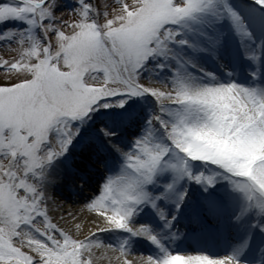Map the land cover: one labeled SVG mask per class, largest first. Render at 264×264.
<instances>
[{
  "label": "snow or ice",
  "instance_id": "snow-or-ice-1",
  "mask_svg": "<svg viewBox=\"0 0 264 264\" xmlns=\"http://www.w3.org/2000/svg\"><path fill=\"white\" fill-rule=\"evenodd\" d=\"M62 2L0 0V46L14 53L0 59V264H96L94 249L119 253L118 264H244L249 251L260 253L249 264H264V0H74L58 16ZM232 36L254 66L250 84L193 58L219 63ZM148 97L145 117L130 101ZM94 115L106 123L93 128ZM107 149L114 160L84 204L95 231L80 238L52 222L49 190ZM167 205L193 226L233 209L236 223L253 218L259 242L250 232L226 253L176 251L187 237ZM145 210L161 232L136 222ZM133 238L155 251L129 260Z\"/></svg>",
  "mask_w": 264,
  "mask_h": 264
},
{
  "label": "bare ground",
  "instance_id": "bare-ground-1",
  "mask_svg": "<svg viewBox=\"0 0 264 264\" xmlns=\"http://www.w3.org/2000/svg\"><path fill=\"white\" fill-rule=\"evenodd\" d=\"M236 38L234 36L230 37L229 40L226 43V47L221 50L220 52V61L219 63L217 60L213 59L215 62H217V65H220L221 63L224 64V68L214 66L208 59L204 57L203 54L195 55L193 58L197 62L198 66L201 68L204 66V70L206 72H214L217 75H219L221 78L226 77V72H230V64L235 60L236 55V49L232 43L233 40ZM227 50V51H226ZM229 50V51H228ZM229 52V55H228ZM247 64L249 67H251L252 70H254V66L251 65L249 61H247ZM241 68V67H240ZM251 70V71H252ZM189 71L198 72L197 68H190ZM202 75V73H199ZM137 103H144L146 108H148V112L146 113V116L149 114V109L152 108L154 105V101L151 97L145 98V99H136L135 102H130L136 105ZM141 108L143 115L145 114L142 107ZM93 128H98L101 125H104L106 123V120L102 118L101 116H93V121L89 122ZM138 134V129L136 128H128L125 129L120 133V135L115 139H122L123 137H128L132 135ZM107 160L111 161L114 160V156L111 153V149H107L106 153L104 155H100L96 157V163L98 165H92V167H86L84 163H81L80 161H77L75 163V167L78 169L76 173L72 172H66L63 179L58 180L55 184L52 185L51 189L49 190V201H48V207H49V216L50 218L54 219L53 223L57 225H64L68 226L71 230H76L73 220L78 219L84 226L83 235H86L88 233V228L90 226H93V223L96 219L95 214L88 212L84 204L91 199L94 195H98L99 193V186L104 182V178L106 175V170L102 165L106 163ZM67 159V157H66ZM72 159V158H71ZM67 159V160H71ZM89 157H84V160L87 161ZM100 170H99V168ZM115 167L111 168V171L113 172ZM80 170H85L93 174L92 182L86 181V177H84L83 173L80 172ZM97 186V188H95ZM232 209H227L226 212L232 213ZM137 223H149L146 219H144L142 216L136 217ZM249 222L253 223V218L249 217ZM213 224L218 230H216L215 233H213L218 238V242L223 240V236L225 235V222L223 219L219 218L218 220L213 221ZM245 224L247 226V221H245ZM212 225V224H211ZM248 223V226H251ZM138 227L139 225H135ZM188 226H191L187 223H182V228L186 229ZM152 227V226H151ZM210 231H211V226ZM258 231V229H255ZM95 231V230H94ZM259 234V231H258ZM82 238V235H81ZM105 238L111 242V238L109 234L105 235ZM257 239L260 238V235L256 237ZM243 239V237H242ZM140 241L139 243L137 241ZM227 245V244H226ZM197 248L198 250L206 251V252H212L214 254H220V253H226L231 250V247L221 248L219 252L210 250L209 248H205L202 244H193L189 239H185L183 241L176 242V245H174V250L176 251H191L192 248ZM132 249L134 253H130L127 257L129 260L137 261L141 254H152L150 249L148 248L146 242L144 240H141L140 238H133L132 239ZM111 252L110 255H107V258H109L107 261L109 264H118L117 256H119V253L113 252L111 250H108V252ZM241 259L244 261V264H249V262L253 261L254 259L258 261L260 258L257 255H245L242 256Z\"/></svg>",
  "mask_w": 264,
  "mask_h": 264
},
{
  "label": "rangeland",
  "instance_id": "rangeland-1",
  "mask_svg": "<svg viewBox=\"0 0 264 264\" xmlns=\"http://www.w3.org/2000/svg\"><path fill=\"white\" fill-rule=\"evenodd\" d=\"M102 2V0H101ZM74 3V0H63L61 6L58 7L57 9V15L59 16L60 15V12H68V11H71V6L73 5ZM233 45L236 46L235 48L236 49H239L240 50V46H239V43L237 41V39L234 41H232ZM227 51V50H226ZM229 51V50H228ZM12 55H14V53H11L8 51V47L6 45H2L0 46V59H11ZM191 55V54H190ZM204 57L206 59H208L212 64H214V66H218L220 67V65H217L218 63L215 62L213 60V58L211 57V55H208V54H203ZM228 55H229V52H228ZM245 60V62H243ZM237 61H240V62H243V63H246V68H245V71L243 72L241 69H240V66L239 64H237V62H231L230 64V72L233 73V79L238 82V83H241V84H250L251 83V77L249 76V72L251 71V67L249 68V66H247V60L243 57V56H237ZM236 64V65H235ZM205 66V65H204ZM204 66H202L201 68L205 69ZM194 74H199V73H195L193 71H190ZM167 73V74H170L169 73V70L168 69H165L164 70V73H161V77L160 78H163V75ZM0 75H2V73H0ZM200 75V74H199ZM154 86L156 87H164L163 85L159 84V83H156ZM132 102V101H130ZM135 102V101H133ZM134 106H141L143 111H144V116H146V113L148 112V108H146L145 104L144 103H137L136 102V105L134 104ZM94 116H98V115H94ZM104 118V117H102ZM105 119V118H104ZM79 141L77 142H74V143H78ZM71 151H73L72 149H70ZM75 153V152H74ZM95 165V164H94ZM96 165H98L96 163ZM99 168V167H98ZM100 170V168H99ZM117 169H115L113 172H115ZM81 173H83L84 177H86V181L88 182H92V178H93V174L88 172V171H85V170H80ZM193 187V191L195 193H198L199 191H202V189L200 188V186L198 185H195V184H190L189 187ZM95 188H97V186H95ZM217 189L219 191H226V190H229L228 189V186H227V182L226 181H221L218 185H217ZM193 196L197 197L198 194H194ZM191 196V197H193ZM168 209H169V212L171 214H174L175 213V208L172 206V205H167ZM138 216H142L144 219H146L147 221H149V223H146V224H149L152 226V228L157 231V232H161V230L163 229V222L159 220L158 217L155 216L154 213H152L150 210H145L143 212H141ZM180 217L182 219H184L185 217L183 216V214L180 215ZM52 222L54 219H52ZM185 221V219H184ZM74 224H79L80 225V230L79 232L77 233V230H72L73 233H76V235H78L80 238H81V234L83 233V230H84V226L83 224L78 220V219H75L73 220ZM180 224L181 222L177 223L175 225L176 228H179L180 227ZM58 227H63L65 229H69L68 226H64V225H58ZM92 230L94 231L95 229L93 228V226H90L88 228V231L89 230ZM106 235V234H105ZM162 235H167L166 232H162ZM144 242H146L148 248L150 249V251L153 253L155 251L154 247L147 241V240H144ZM178 242V241H177ZM95 251V254H96V257H97V261H96V264H109V262L107 261L109 258H107L106 254L107 255H110L111 252L109 251L107 253V251H105L104 249H94ZM147 255V254H146Z\"/></svg>",
  "mask_w": 264,
  "mask_h": 264
}]
</instances>
